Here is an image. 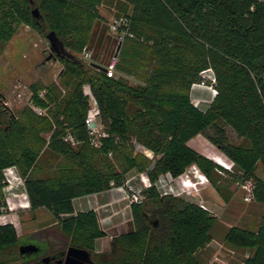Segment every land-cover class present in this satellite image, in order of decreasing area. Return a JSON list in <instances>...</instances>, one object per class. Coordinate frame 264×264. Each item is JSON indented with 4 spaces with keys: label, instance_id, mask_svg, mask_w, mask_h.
I'll list each match as a JSON object with an SVG mask.
<instances>
[{
    "label": "trees",
    "instance_id": "obj_1",
    "mask_svg": "<svg viewBox=\"0 0 264 264\" xmlns=\"http://www.w3.org/2000/svg\"><path fill=\"white\" fill-rule=\"evenodd\" d=\"M102 3L0 0V48L20 23L41 34L53 32L65 49L57 57L63 65L59 85L30 84L45 116L27 107L15 115L0 106V198L1 170L16 165L30 207L56 218L42 234L53 235L54 242L46 241L58 248L86 250L90 264H201L198 252L212 240L216 219L186 198L146 189L144 202L131 208L129 229L112 237L108 251L94 248L103 235L96 214L74 212L72 201L123 185L132 170L145 171L153 181L196 163L215 183L217 164L188 145L207 127L210 140L252 179V199L264 204V178L253 172L256 163L264 170V0H116L115 17L125 16L127 23L119 28L125 33L119 75L113 77L98 69V61L111 57L118 45L102 21ZM84 48L91 50L88 63L78 57ZM208 68L216 93L199 112L190 104V91ZM85 85L108 134L99 147L91 145L84 125ZM226 126L241 144L227 142ZM66 128L76 147L62 140ZM132 141L151 150L152 158L134 153ZM228 185L215 183L225 201ZM18 241L11 226H0V264L17 258ZM223 242L248 251L237 264H264V216L254 229L230 227Z\"/></svg>",
    "mask_w": 264,
    "mask_h": 264
},
{
    "label": "rangeland",
    "instance_id": "obj_2",
    "mask_svg": "<svg viewBox=\"0 0 264 264\" xmlns=\"http://www.w3.org/2000/svg\"><path fill=\"white\" fill-rule=\"evenodd\" d=\"M34 8L35 6H32V9ZM98 10L102 21L109 23L115 18L116 0H103ZM14 26V33L0 48V106L2 110L16 115L20 109L26 107L31 109L30 105L36 106L33 101L34 93L30 88V84L40 80L44 84L54 83L59 85V75L63 71V65L59 60L51 61L49 64H42L49 53V42L46 39L47 32L41 34L31 27L20 23L14 24ZM107 33L111 37H115V34H112L108 29ZM109 58H107L106 62ZM83 92L85 95L88 92L86 85L83 86ZM43 94L44 90L42 89L37 92L39 98L43 97ZM213 96L208 87L192 86L189 101L195 110L202 112L211 103ZM225 134L227 142L235 145L242 143V139L237 137L228 126L225 127ZM44 136L48 138V135ZM210 136H213V131L206 127L202 133L190 140L189 145L212 159L216 164L217 160L228 163L231 165L233 172L228 175L226 173L221 174L216 169L214 170L217 175L216 184H229L227 190L230 195L227 201L220 196L215 188V183L204 172L209 180V185L202 188L196 196H186V199L195 204L202 202L208 209L209 214L216 219V225L211 232L213 238L198 252V258L201 264H237L248 254V251L246 249L236 251L226 246L223 242L224 233L232 226L254 229L264 216V204L258 203L252 198L249 201L244 199L245 192L237 183L249 180L253 184L252 179L244 175L243 170L228 158L216 143L210 140ZM15 167L24 178L18 167L16 165ZM253 172L256 177L264 178V170L259 163L254 165ZM137 173L139 172L132 170L126 177H134ZM110 188L117 187L110 186ZM3 193L4 179L2 175L0 202L4 201L5 195ZM14 202L17 203L18 199H15ZM122 206L129 211L127 219L117 232L99 226L103 235L95 240L94 248L96 250L108 251L112 237L129 229L133 205L129 204L124 196ZM16 215L20 229L18 232L15 231V235L21 242L37 243V239L40 241L50 239L54 242L55 237L53 235L42 234L45 229L50 228L57 222L56 218L47 210L28 207L17 209ZM42 246L47 247V243L42 244ZM8 264L23 263L18 255L14 261Z\"/></svg>",
    "mask_w": 264,
    "mask_h": 264
},
{
    "label": "built area",
    "instance_id": "obj_3",
    "mask_svg": "<svg viewBox=\"0 0 264 264\" xmlns=\"http://www.w3.org/2000/svg\"><path fill=\"white\" fill-rule=\"evenodd\" d=\"M127 18L125 16H119L113 18L108 24L107 29L115 34L117 43H121L125 32L119 31V28L125 26ZM78 57L85 61H91V51L84 48ZM118 61V54H116V48L114 53L109 58L107 64L104 66L105 74L108 77L115 76L116 63ZM100 70V69H99ZM215 78L210 68L203 70L200 73V80L192 86L196 87H208L212 94L215 95L216 90L214 87ZM89 107L84 117V125L88 132L89 141L92 146L99 147L100 139L108 136L105 131L101 120L100 112L95 99L91 93L87 92ZM31 106L34 113L39 116L46 115V108L39 106ZM62 140L68 143L71 147H76L78 141L72 134L69 128L64 130ZM134 153H142L148 158H152L153 153L151 150L143 147L136 141H132ZM218 166L216 170L219 173L233 172L231 165L228 163L217 160ZM4 179V201L0 204V226H12L13 229L18 232L20 224L16 215L17 209H24L30 207V202L25 189L24 178L19 174L15 165H9L1 170ZM239 187L245 192L244 199L249 201L252 198L253 184L249 180H243L237 183ZM112 185V184H111ZM209 185V180L203 171L194 163L189 164L185 169L177 176L172 175L170 172L160 173L155 180H151L148 174L143 171L136 174V176L127 178L123 185L119 188L125 196V199L129 204L139 205L145 200L146 189L153 187L159 196H172V197H183L196 196L199 194L202 188ZM18 199L15 203L14 200ZM201 209H208L203 205L202 202L197 204ZM102 221H100L101 223Z\"/></svg>",
    "mask_w": 264,
    "mask_h": 264
},
{
    "label": "crops",
    "instance_id": "obj_4",
    "mask_svg": "<svg viewBox=\"0 0 264 264\" xmlns=\"http://www.w3.org/2000/svg\"><path fill=\"white\" fill-rule=\"evenodd\" d=\"M105 62L106 60L101 62L98 61V64L104 67L108 61ZM116 75H119L117 71L115 73V76ZM123 201L124 196L122 191L119 188H110L104 191L78 196L73 199L72 203L74 212L92 210L97 215L99 226L117 232L129 214V211L122 206ZM100 221L102 222L100 223Z\"/></svg>",
    "mask_w": 264,
    "mask_h": 264
},
{
    "label": "water",
    "instance_id": "obj_5",
    "mask_svg": "<svg viewBox=\"0 0 264 264\" xmlns=\"http://www.w3.org/2000/svg\"><path fill=\"white\" fill-rule=\"evenodd\" d=\"M30 3L32 0H29ZM32 14L33 16H37V8L32 9ZM46 39L49 42V53L45 57L44 61L42 64H49L51 61H56L57 57H61L65 53L64 46L61 41L57 39L55 34L53 32H48L46 34ZM121 43H118L116 47V54H118L119 48H120ZM101 71H104V67L100 66L98 67ZM156 224V223H155ZM37 243L34 242H21L20 240L18 241V253L21 259V262L23 264L26 263L29 259L43 255L44 250L46 249V246L43 247L42 244L45 242H42L40 240H36ZM67 255L69 256H79L83 257L86 255L87 251L83 249H78L74 247H69L67 250ZM67 264V263H64Z\"/></svg>",
    "mask_w": 264,
    "mask_h": 264
},
{
    "label": "flooded vegetation",
    "instance_id": "obj_6",
    "mask_svg": "<svg viewBox=\"0 0 264 264\" xmlns=\"http://www.w3.org/2000/svg\"><path fill=\"white\" fill-rule=\"evenodd\" d=\"M47 243V247L44 250L43 255L33 257L26 261L25 264H90L91 254L87 251L86 255L82 258L79 256H69L67 255V250L70 245L64 248H58L55 243L51 241H42Z\"/></svg>",
    "mask_w": 264,
    "mask_h": 264
}]
</instances>
